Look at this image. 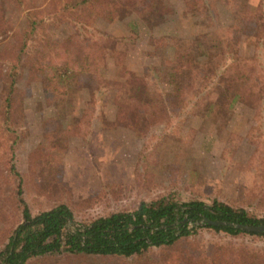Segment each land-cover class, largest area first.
Returning a JSON list of instances; mask_svg holds the SVG:
<instances>
[{"label": "rangeland", "instance_id": "374dc122", "mask_svg": "<svg viewBox=\"0 0 264 264\" xmlns=\"http://www.w3.org/2000/svg\"><path fill=\"white\" fill-rule=\"evenodd\" d=\"M30 2L41 5L34 9H38L36 13L44 19L51 16L53 0ZM97 4L88 14L81 15L80 21L107 34L129 37L130 43L121 45L126 51L124 60L105 57L98 65H92L88 73L61 81V93L46 89L56 77L22 68L29 60L21 59L17 50L21 33L18 35L15 24L4 23L0 29L3 68L0 97L6 87L3 80L8 70L21 72L16 81L27 129L15 145V164L21 176L24 200L35 211L40 206L48 207L57 200H64L74 206L75 221L132 209L141 198L152 199L163 190L155 186L139 197L122 194L120 198H100V203L89 211L83 203L101 193L107 196L109 182L121 183L140 177L138 172H143L146 166L147 178L153 184L187 176L198 183L208 197L219 196L264 217V198H261L264 194V81L252 60L254 49L264 50V38L259 42V28L264 34V0H248L250 11L246 24L239 21V6L233 0H152L138 8H126L114 18L98 12L100 5ZM19 12L20 7L12 9L16 17ZM44 29L49 31L52 43H65L63 47L59 45L58 51L64 48L66 52L65 47L71 45V40L80 42L77 29L71 24H46L40 31ZM231 29L237 33L230 52L234 61L220 81V87L224 92H239L245 82L251 80L263 103L260 119L253 107L241 101L233 108H222L211 114L191 113V104H180L183 95L188 93L187 97H193L196 93L193 82L200 84L197 87L202 92L213 90L215 86L211 88L207 69L178 58L176 49H180V53L194 52L207 57L208 45L201 43H210V39L224 33L233 36ZM34 43L35 53L36 48L41 49L37 45L42 42ZM94 55L90 50L87 57L93 60ZM34 57L35 61L42 59L41 54ZM52 57L57 65L63 62L58 56ZM260 59L264 67V55ZM52 71L54 67L49 73L53 74ZM89 72L92 77L88 76ZM70 83L73 84L68 85ZM122 83L128 87L131 98L121 93ZM69 87L71 89L67 90ZM138 87L141 90L138 91ZM140 93L143 113L139 119H134L131 106ZM218 95L219 90L215 101L219 100ZM203 96L196 97L202 104L210 99L209 94ZM249 133L256 139L253 143ZM255 144L257 150L253 149ZM18 181L19 178L12 177L6 184L0 178V235L5 227L21 218V202L15 193ZM137 193L138 190L133 195ZM190 240L203 247L210 243L233 242L264 249L262 237L235 236L207 228ZM161 254L160 249L155 248L145 253V257L159 258ZM121 262L114 258L108 264ZM28 264L105 262L100 256L62 253L38 257Z\"/></svg>", "mask_w": 264, "mask_h": 264}, {"label": "trees", "instance_id": "16d2710c", "mask_svg": "<svg viewBox=\"0 0 264 264\" xmlns=\"http://www.w3.org/2000/svg\"><path fill=\"white\" fill-rule=\"evenodd\" d=\"M150 1L152 0H53L51 16L44 19L36 13L39 10L34 9L41 5H36L30 0H0V29H3L4 23L15 24L18 35L21 33V36H18L20 43L17 50L21 59L29 60L22 68L26 67L30 69L29 71L56 77L57 80L49 83L46 89L48 92L54 89L55 93L56 91L61 93L63 89L59 85L61 81L70 80L72 75L79 77L82 73H88V70H92V65H98L105 57H113L123 62L126 51L121 45L130 43L129 37L107 34L95 29L86 21H80L81 15L88 14L90 8L98 3L97 5H100L98 12L108 13L114 18L120 16L126 8L133 6L138 8ZM233 1L239 6L237 10L239 21L246 24L250 11L247 8L248 0ZM16 7H20L17 17L12 13V9ZM46 24L75 26L76 36L80 38V42L71 40V45L65 47L66 52L64 48L58 51L59 45L63 47L65 43H52L49 39V31L45 29L40 31ZM259 30V33H262V35L260 33V42L264 34L261 28ZM231 31L233 36L224 33L210 39V43H201L202 46L208 45L207 57L198 56V53L194 52L180 53V49H176L175 54L178 58L192 66L207 69L211 88L215 86L213 90L202 92L203 90L197 87L200 84L193 82V90L196 93L193 97H187L188 93L183 95L180 104L181 106L191 104L193 106L191 113L211 114L221 111L222 108H233L241 101L253 107L258 115L257 118L260 119V105L263 103L251 80L248 79L239 92H224L220 87V81H223L230 63L234 61L230 52H232L231 46L237 33L232 29ZM38 40L42 42L41 45H37L41 49L36 48L34 53L33 49L36 47L34 42ZM199 41L198 38V46L201 45ZM262 45L264 46L263 42ZM263 46L258 47L263 49ZM90 50L96 54L93 60L87 57ZM9 53L12 52L9 51ZM33 54H41V61H35ZM261 55H264V50L254 49L252 60L256 63L261 81H264ZM52 56H58L63 62L57 65ZM52 67L54 71L50 74L49 69ZM2 74L3 68L0 61V76H3ZM89 74L88 76L92 77L90 72ZM19 75L21 72L8 70L3 80L6 82V87L0 97V178L3 183L6 181V184L11 182L12 177L19 178L15 193L21 202L20 220L5 227L0 235V264H28L30 260L38 257L62 253L104 257L105 264L114 258L122 260L123 264H264V249H252L233 242L223 245L210 243L203 247L190 240L203 228L224 231L235 236L250 234L264 238V232L248 231L239 227V224H264V217H259L246 207L222 200L219 196L208 197L207 192L201 190L198 187L199 184L187 176L163 181L159 185L153 184V181L147 178L146 166L143 172H138L140 177L121 183L109 182L106 184L107 196L101 193L83 203L85 210L89 211L100 203V198H120L122 194L139 197L142 192L146 194L155 186L163 190L160 195L152 199L141 198L132 209L112 211L86 221H75L74 206L64 200H57L55 204L48 207L40 206L35 211L22 196V180L15 164V145L21 135L26 134L27 129L22 116L20 90L16 81ZM71 84L73 83L68 85ZM121 86V93L125 98L130 97L128 87H125L124 83ZM70 89V87L67 88V90ZM217 89L219 100L215 101ZM137 90H141V87ZM200 94H204L203 97L209 94L210 99L202 104L196 98ZM135 95L132 97L134 98ZM140 95L141 93L136 101L133 100L131 106V115L134 119H139L143 113ZM248 136L251 143L256 141L251 133ZM256 147L255 144L253 149L257 150ZM137 190L138 193L134 196ZM261 198L263 200L264 194ZM210 221L222 223L213 224ZM76 222H78L77 226ZM155 248L160 249L161 257L150 259L145 257V253L154 251Z\"/></svg>", "mask_w": 264, "mask_h": 264}, {"label": "water", "instance_id": "95a60500", "mask_svg": "<svg viewBox=\"0 0 264 264\" xmlns=\"http://www.w3.org/2000/svg\"><path fill=\"white\" fill-rule=\"evenodd\" d=\"M210 223H213V224H221L222 222L220 221H210ZM239 227L245 229V230H248V231H257V232H264V224H261V225H242V224H239Z\"/></svg>", "mask_w": 264, "mask_h": 264}]
</instances>
